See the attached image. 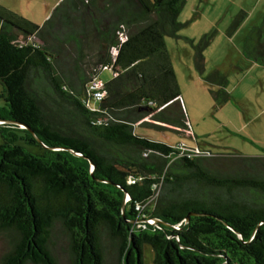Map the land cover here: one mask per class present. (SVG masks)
I'll list each match as a JSON object with an SVG mask.
<instances>
[{
  "label": "trees",
  "instance_id": "16d2710c",
  "mask_svg": "<svg viewBox=\"0 0 264 264\" xmlns=\"http://www.w3.org/2000/svg\"><path fill=\"white\" fill-rule=\"evenodd\" d=\"M185 4L64 0L42 27L0 6V264H57V224L70 264H105L104 235L117 264H144V245L152 264H264V150L197 153L135 134L192 136L166 44L182 38ZM214 36L186 39L201 75ZM242 54L264 67V17ZM105 68L113 79L93 110ZM206 81L217 108L231 101L226 74Z\"/></svg>",
  "mask_w": 264,
  "mask_h": 264
},
{
  "label": "rangeland",
  "instance_id": "374dc122",
  "mask_svg": "<svg viewBox=\"0 0 264 264\" xmlns=\"http://www.w3.org/2000/svg\"><path fill=\"white\" fill-rule=\"evenodd\" d=\"M196 1L197 0H188L186 2L182 14L179 16V21L183 23L189 19L191 22L181 30L179 35L184 37L188 34L191 36L190 38L188 37V39L197 43L205 34L212 30L215 31L214 39L205 51V72L201 75L196 70L194 65V49L188 41L166 37L167 48L180 86L182 102L191 125L192 136L181 135L170 130H157L140 125L135 126V134L168 145L183 143L188 148L198 149L200 151L206 150L213 154L231 153L236 151L246 156H254L252 153L247 154L237 147H234L233 141L227 142L223 145L221 138H223L227 132L221 123L223 120L232 119L233 115H235V110H233L231 106H221L222 108H217L215 106L211 87L208 85L206 78L216 70L221 71L228 77L230 82L229 87L230 90H232L233 86L231 82L237 75V61L240 63V66L244 61L243 57L239 59L237 55V51L241 52L243 43L242 41H239V36L234 35L244 22L236 31L232 30V28L235 21L245 13H239L241 11V6L247 4L249 8H253L260 0H210L208 5L203 1L202 10H204V12L200 16L196 15ZM262 21H259V25ZM251 22L254 21L252 20ZM251 22H249L246 28H244L240 37L241 35L245 36L246 33L248 35L253 28L251 27L253 26ZM233 36L235 38H233ZM231 52H233V54ZM189 53H191L192 56L190 62V57L188 56ZM65 58H67V60H65ZM65 58V62L70 61L68 56ZM189 65L192 74L189 73L187 67ZM64 68H68L67 62L65 63ZM112 79L113 73L109 69H103L98 77V80L103 84L110 82ZM251 99H254L253 94ZM98 106V102L91 101V107L93 109ZM236 139L239 140L235 142L237 144L240 142V138ZM204 144H207L208 146L206 149L199 148V145L202 146ZM218 146L221 148L218 149ZM251 150L249 152H257L255 155L261 154V151L258 149L251 148ZM102 244L104 248L105 264H117L116 249L111 245L106 235L103 236ZM50 249L57 264H70L68 239L59 224L53 229L50 239ZM9 250V239L4 235H0V262ZM143 253L144 264H152L154 258L152 248L149 245H144Z\"/></svg>",
  "mask_w": 264,
  "mask_h": 264
},
{
  "label": "crops",
  "instance_id": "0c3cea01",
  "mask_svg": "<svg viewBox=\"0 0 264 264\" xmlns=\"http://www.w3.org/2000/svg\"><path fill=\"white\" fill-rule=\"evenodd\" d=\"M63 1L64 0H0V6L29 20L33 24L42 27L51 17L53 11ZM187 1L188 0H186V2ZM203 1H205L208 5L210 0H197L195 2L196 15L198 16L202 15L204 12V10H202ZM263 1L264 0H260L253 8H249L247 4H243L241 6V11L239 13L245 12L247 17L234 36H239V41H242V43H244L247 33L245 36L241 35V37L240 34H242V31L246 28L248 23L253 20L254 22H251L253 26L251 27H256L259 26V21H262L264 17ZM190 22L191 20L188 19L183 23L187 25ZM234 36L233 38H235ZM188 37L190 38L191 36L186 34L180 39L187 41L186 39H188ZM231 53L233 54V52ZM237 55L239 59L243 57L242 48L241 52L237 51ZM188 56L190 57V62L192 58L191 53H189ZM239 66L240 63L237 61V75L231 82L233 86L232 90H230L229 87L230 82L228 86L232 96L231 101L223 105L229 107L231 106L233 110H235V115H233L232 119L223 120L221 123L227 132L223 138H221V141H223V145L227 142L233 141L234 147H237L241 151L247 154L252 153L254 156H260L263 154L264 150V67L246 60L243 61L240 67ZM187 67L189 69V73H191L190 65ZM252 94L254 96L253 100L251 99ZM181 135L184 134L181 133ZM236 138H240L241 143L238 142L236 144L235 142L239 141ZM206 147H208L207 144L202 146L199 145V148L202 149H206ZM217 148L219 149L221 147L218 146ZM251 148L258 149L261 151V154L255 155L257 152H249Z\"/></svg>",
  "mask_w": 264,
  "mask_h": 264
},
{
  "label": "built area",
  "instance_id": "2783aa9c",
  "mask_svg": "<svg viewBox=\"0 0 264 264\" xmlns=\"http://www.w3.org/2000/svg\"><path fill=\"white\" fill-rule=\"evenodd\" d=\"M107 69V68H105ZM104 84L98 80V78H95L90 85V92L92 94V99L95 102L101 101L105 97V91L103 90ZM88 105L90 106V100L88 101ZM93 109V108H91ZM94 110V109H93ZM184 146V144H182ZM186 146V145H185ZM196 152L198 153L199 150L196 149ZM190 157V156H188ZM129 200L128 197H126V202ZM150 223L156 224L155 220L150 221Z\"/></svg>",
  "mask_w": 264,
  "mask_h": 264
},
{
  "label": "water",
  "instance_id": "95a60500",
  "mask_svg": "<svg viewBox=\"0 0 264 264\" xmlns=\"http://www.w3.org/2000/svg\"><path fill=\"white\" fill-rule=\"evenodd\" d=\"M0 122H4V121H1V120H0ZM38 141H39V139H38ZM73 153H74V152H73ZM74 154H76V153H74ZM76 155H77V154H76ZM125 203H126V200H125ZM125 203H124V207H123V212H124V211H125V209H126V208H125ZM155 222L162 223V222H160V221H155Z\"/></svg>",
  "mask_w": 264,
  "mask_h": 264
}]
</instances>
